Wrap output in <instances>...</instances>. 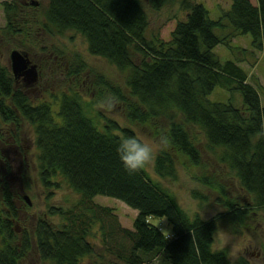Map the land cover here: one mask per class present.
I'll return each mask as SVG.
<instances>
[{"label": "trees", "instance_id": "trees-1", "mask_svg": "<svg viewBox=\"0 0 264 264\" xmlns=\"http://www.w3.org/2000/svg\"><path fill=\"white\" fill-rule=\"evenodd\" d=\"M48 1L44 27L49 33L81 34L92 55L126 73L136 100L127 101L132 121L155 124L165 119L170 147L194 165L201 163V152L187 126L199 127L209 148L219 150V161L254 202L250 208L224 199V214L209 220L189 216L147 170L136 175L124 171L117 145L120 137L134 134L131 128L113 119L98 121L77 92L58 97V109L49 102L34 104L11 69L0 64V127L13 124L18 133L21 121L33 126L43 186L59 187L60 175L80 195L69 209L50 208L49 215L62 217L60 224L44 216L36 221L33 233L41 258L81 264L95 252L89 237L98 226L105 250L122 264H233L227 250L214 249V238L220 218L239 222L251 210L264 213V102L246 70L233 60L222 62L214 49L229 45L232 36L249 34L252 46L264 54V0H231V8L218 19L204 4L182 0L187 19L176 24L167 41L148 35L146 5L160 10L177 0ZM3 6L7 27L14 32L20 9L9 0ZM224 20L232 31L223 36L217 30L224 29ZM216 88L228 91L229 101L211 100ZM235 93L245 110L234 103ZM155 171L163 178L176 177L177 163L170 151L157 155ZM98 195L115 197L138 210L133 228L125 227L112 208L96 203ZM154 217L166 218L172 235L154 224ZM19 219L16 194L0 177V264H20L32 248L29 230L17 231ZM235 264L250 262L240 257Z\"/></svg>", "mask_w": 264, "mask_h": 264}, {"label": "rangeland", "instance_id": "rangeland-1", "mask_svg": "<svg viewBox=\"0 0 264 264\" xmlns=\"http://www.w3.org/2000/svg\"><path fill=\"white\" fill-rule=\"evenodd\" d=\"M3 1L0 0V64L11 69V53L13 50H19L26 53L32 63L38 65L39 77L34 84L26 85L23 77L15 78L17 85L22 87L32 103L49 102L58 109V97L63 93L77 92L86 103L90 114L99 116L98 121L104 123L107 119L116 120L121 126L139 132L153 143H158L161 138L166 139L167 147L163 150L170 151L176 160V177L163 178L155 171V159L163 150L159 151L146 170L152 179L171 191L180 207L191 217L199 215L209 220L226 213L224 199L253 208V196L241 186L230 168L219 161V150L209 148L207 138L199 127L187 126L201 152V163L194 165L188 158L175 153L170 147L166 137L168 122L165 119H159L155 124H141L129 118L127 101L136 100L130 93L126 73L118 70L106 59L92 55L81 34L73 30L49 33L44 27L48 0H9L14 1L20 9L15 16L17 30L14 32L7 27ZM33 1L38 2V5L32 4ZM181 1L177 0L160 10L146 5L150 18L148 35L151 38L169 40L176 24L187 19L188 11L181 6ZM193 1L204 4L211 17L215 19L228 11L232 4L231 0ZM251 1L254 4L258 3L257 0ZM223 23L224 29L217 30V33L224 36L228 35L232 28L227 21L224 20ZM229 40V45L220 44L214 51L222 62L233 60L246 70L249 81L258 87L264 102V54L252 46L249 34H237ZM105 96L115 99L111 109L100 106L99 102ZM231 96L236 106L245 110L239 93ZM209 98L213 101L227 102L230 93L222 88H216ZM20 128L21 131L17 133L13 124L0 127L2 154L0 177L9 181L16 194V202L20 209V219L15 223L17 231L27 228L33 237L32 248L20 264H54L52 261L43 260L39 255L33 233L34 225L42 216L60 224L62 217L59 214L49 215L50 208L69 209L77 203L80 195L60 175L56 177L59 187L46 189L43 186L39 177V150L36 146L34 127L24 120L21 121ZM209 180L212 184H209ZM26 196L30 202L25 199ZM187 200L196 202L195 211L182 206ZM94 201L112 208L125 227L133 228L138 210L115 197L98 195ZM151 221L166 235H172V227L166 218L154 217ZM89 240L94 243L95 252L92 256L85 257L81 264H122L105 250L98 226L94 228ZM214 249L227 250L233 264L240 257L247 258L250 264H264L263 211L251 210L239 222H231L226 217L220 218L214 238Z\"/></svg>", "mask_w": 264, "mask_h": 264}, {"label": "clouds", "instance_id": "clouds-1", "mask_svg": "<svg viewBox=\"0 0 264 264\" xmlns=\"http://www.w3.org/2000/svg\"><path fill=\"white\" fill-rule=\"evenodd\" d=\"M99 103L102 108L111 109L115 99L111 96H105ZM133 133L120 137L117 145V154L124 171L129 175H136L146 170L159 151L167 147V140L164 138H161L158 143H153L145 139L139 132L133 130ZM195 203L187 200L182 206L195 211Z\"/></svg>", "mask_w": 264, "mask_h": 264}, {"label": "water", "instance_id": "water-1", "mask_svg": "<svg viewBox=\"0 0 264 264\" xmlns=\"http://www.w3.org/2000/svg\"><path fill=\"white\" fill-rule=\"evenodd\" d=\"M32 4L38 5V2L33 1ZM11 70L16 79L23 77L26 85L34 84L39 77L38 65L32 63L28 55L19 50H13L11 53ZM25 199L30 202L27 196Z\"/></svg>", "mask_w": 264, "mask_h": 264}]
</instances>
